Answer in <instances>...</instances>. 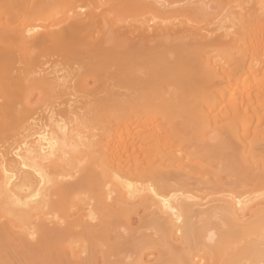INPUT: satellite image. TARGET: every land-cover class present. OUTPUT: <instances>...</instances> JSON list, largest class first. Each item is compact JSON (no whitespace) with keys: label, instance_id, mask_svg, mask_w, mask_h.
<instances>
[{"label":"bare ground","instance_id":"obj_1","mask_svg":"<svg viewBox=\"0 0 264 264\" xmlns=\"http://www.w3.org/2000/svg\"><path fill=\"white\" fill-rule=\"evenodd\" d=\"M0 264H264V0H0Z\"/></svg>","mask_w":264,"mask_h":264}]
</instances>
